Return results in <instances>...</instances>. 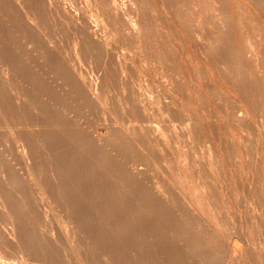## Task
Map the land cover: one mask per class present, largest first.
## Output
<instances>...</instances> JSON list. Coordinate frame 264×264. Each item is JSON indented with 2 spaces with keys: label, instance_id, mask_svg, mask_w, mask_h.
Masks as SVG:
<instances>
[{
  "label": "bare ground",
  "instance_id": "1",
  "mask_svg": "<svg viewBox=\"0 0 264 264\" xmlns=\"http://www.w3.org/2000/svg\"><path fill=\"white\" fill-rule=\"evenodd\" d=\"M143 1L144 4L142 0H0V122L8 121L12 125L10 134L5 136L2 133L5 139L0 141V264H7L4 259L9 258H14L15 264H63L55 254L60 245L55 237L63 238L71 245L81 242L83 248L79 249L80 257L89 264H214L212 260L204 258L210 253L212 244H208L199 235V231L184 222L182 215L176 210L179 208L168 203L170 198L166 200L167 195L164 197L165 192L146 184L140 176V169L127 164L131 176L127 170V178L122 177L120 180L118 177L122 161H129L120 145L127 144L128 140L131 142L140 139L142 148L151 151L153 143L154 149L156 145L163 143L158 134L149 127L151 130H136L137 135L135 126H132L131 131L124 129L121 134L111 125L107 126L106 133L99 134L97 124L102 119L103 124L107 125V114L106 117L97 115L92 130L87 127L88 130L85 131L86 122L83 125L82 120L79 124L83 122L85 127L70 123L74 121L69 114L73 110L71 103H81L83 96L88 102L98 105L97 102L104 98L98 93L99 88L102 89L100 79L98 81L92 75L93 77H86V80L82 77L85 75L81 76L77 71L81 59L87 60V63L101 64L105 69L108 68L107 71L113 64L114 70L122 73L118 80L124 83L122 79L125 80L123 76L126 73L123 72L132 63L129 60L131 64L126 63L125 59H121L122 56H117L119 54L115 55V47L118 48L120 44L124 47L132 44L130 46L134 47L135 44L134 48L137 47L138 50L145 48L148 43L151 48L148 45L147 49H153L152 52H156L157 57L160 54L164 57L162 53L165 48H162L158 40L161 37L159 33V38L152 34L154 24L145 5L152 7L154 12L161 7L155 0ZM159 1L163 9L167 8L164 0ZM173 5L180 24L191 28L187 19L193 13L186 17L189 12L186 14L187 10L181 0ZM199 34L205 36L208 32L200 31ZM215 47L222 51L219 43ZM137 52L136 54H140ZM170 53L172 55L173 52ZM215 53L216 51L213 54ZM165 58H161L162 63L158 64V61L153 60L155 66L160 67ZM166 63L170 65L169 62ZM168 65L159 68L158 72L167 70ZM150 66L152 68V63ZM204 73L206 74L205 71ZM104 74L109 73L104 71ZM205 74L203 82L207 85L209 78ZM172 75L179 77L178 74ZM125 83L122 86L120 84V87H126ZM122 90L120 93L129 99L126 100L130 101L129 107H132L135 116L145 117V108L135 100V92L128 89L129 92L125 94L127 91ZM99 94L103 96L102 99L100 97L101 100L97 98ZM108 97L105 99L109 101ZM103 103L99 105L102 106ZM166 111L174 113L173 108L168 106ZM186 119L189 120L188 117ZM25 120V125H21L20 121ZM27 122L31 123V127H27ZM8 123L5 122V127ZM195 127L196 124L192 131H196L193 130ZM197 128L199 131L198 126ZM4 129L7 130L8 127ZM2 134L0 138L4 137ZM119 140L123 143L120 144ZM19 146L26 154V161L21 163L24 164L23 168L16 167L13 160L19 155ZM142 148L133 145L129 149L143 151ZM157 148L160 150L161 147ZM202 166H205L203 162ZM51 207L58 213L62 227L59 225L58 228L56 223L57 228L49 235L45 219L47 210ZM218 208L221 210L220 206ZM42 224L44 227H41ZM48 225L50 227L49 223ZM212 243L214 245L215 241ZM74 252L75 250L72 253Z\"/></svg>",
  "mask_w": 264,
  "mask_h": 264
},
{
  "label": "rangeland",
  "instance_id": "2",
  "mask_svg": "<svg viewBox=\"0 0 264 264\" xmlns=\"http://www.w3.org/2000/svg\"><path fill=\"white\" fill-rule=\"evenodd\" d=\"M177 1L164 0L168 9H163L160 1L155 0L157 5L161 7L155 12L152 7L145 5L149 18L155 26H152V29L150 28L152 34L157 35L159 33V37L162 38L157 35L160 45L163 49L165 48L164 53H162L164 57L160 54L161 58H167V60H165L166 58L162 59L165 61L163 64L168 65L167 61L171 65V67L170 65L167 67L169 72L164 69L158 72L159 68H165L166 65L155 66L156 63L153 60L158 61L157 64L162 63V61L160 56L157 57L156 52H152L153 49H149L151 45L148 43L145 47L147 49L149 45L147 50L138 48V50H141L138 51L137 47L134 48L135 44H133L134 47L130 46L132 44H126L124 47L123 44L119 45L118 43L119 47L122 46L113 49L115 55L119 54L117 56L120 58L122 56L121 59H125L126 63H132L128 66L127 71L123 72V74L126 73V78L123 76L125 80L122 79L124 83L126 82V87L123 86L125 89L120 87L123 82L120 83L118 80L122 73L119 70H114L113 64L107 71L108 68L105 69L106 67H102L101 64H91L87 63V60L81 59L79 65L82 67L79 66V69L77 67L80 75L84 74L85 77H82L86 80L93 77L92 75H94V79L98 81L100 79L102 89L99 88L100 92L98 90V93L103 95L104 98L102 99L103 96L99 94L98 100L102 99L104 101L108 94L113 100L108 97L109 101L107 99H105L106 102L104 101L106 104L102 100H96L100 102H97L98 105L103 103L102 106H105L103 108L99 105L98 108V105H95L96 103H90L86 97L82 96L81 103H71L73 104V110L71 108L72 112L70 111L69 114L72 115L74 121L70 123L82 127L86 122V127H83L92 130L97 115L100 114L101 117L105 115L106 117L107 114V125L103 124L102 119L97 124L99 134L106 133L107 126H113L114 130L121 134L124 129L133 130L134 126L135 134L138 133L136 130L151 128L152 132L158 134L159 138H162L161 141L163 140L162 144L156 145V148L157 146L162 148L160 150L158 148L157 150L154 149L155 143L153 142V150L148 151L142 148L143 144L140 139H138L140 141L131 142L128 140L126 141L127 144L119 140L120 144L123 143L120 148L122 152L126 153V158L129 160L122 161L123 166L121 173H119L120 176H118L119 179L122 180V177L127 178L125 176L128 173L130 174L126 167L128 164V166L141 170L140 176L143 177L147 185L165 192L164 197L166 198L167 195L166 200L170 198L167 202L174 208H179L176 210L180 212L184 222L197 232L199 231V235L208 244H212L210 247L214 253L210 251L209 254L204 256L208 261L212 260L214 264H264V0H181L184 9L187 10L186 14L189 12L186 17L193 13L190 16L191 18L187 19V22H190L188 23V26L191 27L189 29L180 24L178 17L176 18L173 3L175 4ZM142 2L144 4L143 0ZM194 24H196L195 27ZM200 31L208 32L206 34L208 37L200 35ZM218 43L222 46V51L215 47ZM132 49L136 51L133 52ZM144 50L149 51V55L143 52ZM169 51L173 52L172 55ZM214 51H216L215 55L213 54ZM141 52H143L142 55ZM165 55H171L169 56L170 59ZM204 56L208 59L205 60ZM153 57H157V59H153ZM129 58L134 59L130 60ZM148 62L152 63L153 69L155 67L157 69L153 71L150 66L151 63L148 64ZM102 70L109 74L105 75ZM168 73L178 74L179 77L172 74L168 75ZM204 74L209 78L207 85L203 82ZM174 78L176 79L173 85ZM178 81H181V85H178L180 84ZM128 89L135 92L134 94L137 97L135 100L144 106L145 117L135 116V113L131 110L132 107H129V104H131L130 101H127L129 99L125 96L124 98L121 94V90L127 91ZM101 92H105L107 97ZM128 92H125V94ZM110 100L111 103L109 104ZM166 106L173 108L175 114H169L166 111ZM163 108L165 109L163 110ZM187 117L189 120L186 119ZM81 120L84 121V124L83 122L79 124ZM26 121H20V124L25 125L24 122ZM5 122L8 123V121ZM5 122H0V132L2 131L0 135L4 133L6 136L10 134L12 125L8 123L5 127ZM27 123H29L26 124L27 127H31L29 126L31 123ZM192 124L194 126L196 124L193 129H196V131H192V127H194ZM197 126L199 131L201 130L200 133ZM7 127L9 130L4 129ZM5 136H1L0 141L5 139ZM129 145L131 147L137 145L143 151L130 150ZM17 150L18 157H20L13 158L14 164L16 167L23 168L24 164L21 165V163L23 160L26 161V154L23 153L20 146L17 147ZM202 162L207 166H202ZM166 182L170 185L169 187H172L169 188ZM174 200H176V203ZM202 201L204 202L202 203ZM174 203L175 205H173ZM219 206L221 210H219ZM47 211L45 227L47 226L50 235L51 231L57 228L56 223H58V228L62 226L55 209L51 207ZM196 218L202 220L198 222ZM43 225L41 227H44ZM55 238L57 243H60L55 254L63 261V264H89L80 257L79 249L83 248L81 242L77 245H71L63 238ZM209 238L215 241L214 245L213 240ZM92 247L97 250L95 245H92ZM63 248L69 250L67 251L69 254ZM74 250L76 254L75 252L72 253ZM4 261L15 264L14 258L4 259Z\"/></svg>",
  "mask_w": 264,
  "mask_h": 264
}]
</instances>
